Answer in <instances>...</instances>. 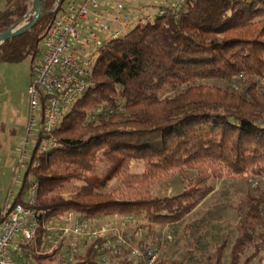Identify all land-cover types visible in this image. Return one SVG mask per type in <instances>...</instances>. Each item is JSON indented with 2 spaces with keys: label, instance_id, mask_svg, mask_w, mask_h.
Segmentation results:
<instances>
[{
  "label": "trees",
  "instance_id": "trees-1",
  "mask_svg": "<svg viewBox=\"0 0 264 264\" xmlns=\"http://www.w3.org/2000/svg\"><path fill=\"white\" fill-rule=\"evenodd\" d=\"M33 1L0 0V33ZM41 1L35 25L0 46V63L40 58L57 16L56 0ZM92 80L55 132L60 146L35 150L11 205L27 206L36 182L32 207L45 224L72 211L101 221L138 216L151 233L169 225L178 257L161 253L156 264H225L227 253L230 264H264V190L252 186L264 178V0H191L136 25L102 44ZM119 103L121 110L90 119L98 106ZM134 161L145 171L131 172ZM227 174L248 184L230 205L235 225L222 220L220 205L196 214L214 192L210 180ZM176 176L188 182L182 192L152 194L154 184ZM85 255L71 264H99L94 246ZM51 256L34 260L52 264Z\"/></svg>",
  "mask_w": 264,
  "mask_h": 264
},
{
  "label": "built area",
  "instance_id": "built-area-1",
  "mask_svg": "<svg viewBox=\"0 0 264 264\" xmlns=\"http://www.w3.org/2000/svg\"><path fill=\"white\" fill-rule=\"evenodd\" d=\"M189 1L135 5L139 0H124L106 7L99 0H56L57 16L40 43V58L31 66L30 111L17 172L27 166L35 150L46 153L60 146L55 132L94 85L92 72L104 42L123 37L136 25L177 13ZM122 106L100 105L90 119L112 114ZM36 189L34 182L27 206L8 201L0 210V264H38L35 255H52L45 259L52 264H71L80 254L86 256L90 246L99 264H156L162 245L172 236L169 229L162 232L158 227L151 233L149 223L134 215L101 221L71 211L62 221L45 224L41 212L32 207Z\"/></svg>",
  "mask_w": 264,
  "mask_h": 264
},
{
  "label": "rangeland",
  "instance_id": "rangeland-1",
  "mask_svg": "<svg viewBox=\"0 0 264 264\" xmlns=\"http://www.w3.org/2000/svg\"><path fill=\"white\" fill-rule=\"evenodd\" d=\"M165 1V0H159ZM172 1V0H171ZM106 7H112L124 0H99ZM141 4L153 2V0H140ZM34 15V7L30 13L25 16L14 27L15 30L23 28L32 19ZM31 56L25 58L18 63L1 62L0 63V203L3 204L7 199L12 201L16 193L20 190L23 175L26 170L24 167L21 173L17 172L20 155L16 146L22 140L25 127L22 133V122L29 116L30 99L28 95V86L31 81ZM233 83V82H231ZM226 85V82H220ZM236 86V83H234ZM264 85V80L263 83ZM170 94L172 91L169 92ZM27 125V124H25ZM20 126V127H19ZM21 135L18 137L17 130ZM18 138V139H16ZM13 143H10L11 140ZM20 152V151H19ZM17 164V166H15ZM145 164L140 161H134L131 166V172L142 173L145 171ZM118 184L113 182V186ZM210 184L214 187V192L201 204L196 212L200 215L203 212H212L216 210V206L220 205L219 211L222 220L226 219L232 225L236 224V213L230 205H236L240 198L246 193L248 184L241 180H232L230 175H226L222 179H211ZM260 184L264 190V178L260 181L252 182V186ZM188 186V182L178 176L158 182L152 186V194L158 196H173L182 192ZM219 203V204H218ZM195 214V215H196ZM214 214V213H213ZM197 216V215H196ZM219 216V218H220ZM142 220V219H141ZM223 222V221H222ZM222 224L226 225L225 222ZM169 229L164 226L161 231ZM230 230V229H229ZM166 240L162 248V255L167 261L175 259L177 256L173 254L176 248L170 246ZM169 245V246H168ZM225 264H230L228 253L225 256Z\"/></svg>",
  "mask_w": 264,
  "mask_h": 264
},
{
  "label": "water",
  "instance_id": "water-1",
  "mask_svg": "<svg viewBox=\"0 0 264 264\" xmlns=\"http://www.w3.org/2000/svg\"><path fill=\"white\" fill-rule=\"evenodd\" d=\"M43 6H44V3L41 0H34L33 1L34 15H33L32 19L28 22L27 25H25L23 28H21L19 30H15L14 27L16 25H14V26L10 27L9 29L5 30L4 32L0 33V41H2L1 45L6 40L22 36L27 31H29L35 25V23L39 20V18L41 17Z\"/></svg>",
  "mask_w": 264,
  "mask_h": 264
},
{
  "label": "crops",
  "instance_id": "crops-1",
  "mask_svg": "<svg viewBox=\"0 0 264 264\" xmlns=\"http://www.w3.org/2000/svg\"><path fill=\"white\" fill-rule=\"evenodd\" d=\"M156 0H153V2H155ZM153 2H149V3H147V4H151V3H153ZM101 3V5H103L102 4V2H100ZM135 5H142L141 4V2H140V0H139V2L138 3H134ZM134 5V6H135ZM143 5H145V4H143ZM104 6V5H103ZM27 118L25 119V121L24 122H22V127H23V129H22V133H23V130H24V127L26 126L25 124H27ZM20 127V126H19ZM17 134H18V136H15L14 135V137H18L19 138V135H21V133H20V130H19V128H18V130H17ZM18 138H16V139H18ZM13 139L11 140V142L10 143H13ZM16 149L18 150V153H19V155H20V152H19V143H18V146H16ZM18 163V162H17ZM15 166H17V164L15 165ZM8 201H10L9 199H7L6 201H5V203H3L2 205H5ZM11 202V201H10Z\"/></svg>",
  "mask_w": 264,
  "mask_h": 264
},
{
  "label": "bare ground",
  "instance_id": "bare-ground-1",
  "mask_svg": "<svg viewBox=\"0 0 264 264\" xmlns=\"http://www.w3.org/2000/svg\"><path fill=\"white\" fill-rule=\"evenodd\" d=\"M2 41H0V45H1Z\"/></svg>",
  "mask_w": 264,
  "mask_h": 264
}]
</instances>
